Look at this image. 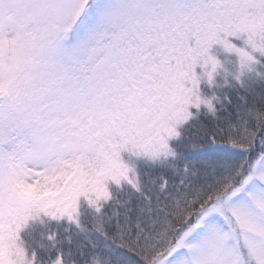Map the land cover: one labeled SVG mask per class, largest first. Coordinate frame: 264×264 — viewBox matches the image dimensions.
<instances>
[{
    "label": "snow or ice",
    "instance_id": "snow-or-ice-1",
    "mask_svg": "<svg viewBox=\"0 0 264 264\" xmlns=\"http://www.w3.org/2000/svg\"><path fill=\"white\" fill-rule=\"evenodd\" d=\"M256 234L264 0H0V264H264Z\"/></svg>",
    "mask_w": 264,
    "mask_h": 264
},
{
    "label": "rangeland",
    "instance_id": "rangeland-1",
    "mask_svg": "<svg viewBox=\"0 0 264 264\" xmlns=\"http://www.w3.org/2000/svg\"><path fill=\"white\" fill-rule=\"evenodd\" d=\"M212 159H213L212 157L208 158L207 162L211 161ZM194 239H195V237H194ZM260 239H264V237H261L259 234H256L254 236L249 237V242L254 243L255 241L260 240Z\"/></svg>",
    "mask_w": 264,
    "mask_h": 264
},
{
    "label": "trees",
    "instance_id": "trees-1",
    "mask_svg": "<svg viewBox=\"0 0 264 264\" xmlns=\"http://www.w3.org/2000/svg\"><path fill=\"white\" fill-rule=\"evenodd\" d=\"M206 147H210V145H205ZM212 156H209L208 158H211ZM213 159L209 162H207L209 165H212L216 162L217 158L215 157H212ZM36 230L38 231L39 230V226H36Z\"/></svg>",
    "mask_w": 264,
    "mask_h": 264
}]
</instances>
